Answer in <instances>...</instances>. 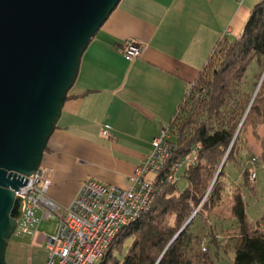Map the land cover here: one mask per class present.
Returning a JSON list of instances; mask_svg holds the SVG:
<instances>
[{"label": "crops", "instance_id": "1", "mask_svg": "<svg viewBox=\"0 0 264 264\" xmlns=\"http://www.w3.org/2000/svg\"><path fill=\"white\" fill-rule=\"evenodd\" d=\"M261 1L121 0L84 52L49 140L42 163L49 196L67 207L89 179L125 187L217 42L239 36ZM130 39L143 46L131 60L117 50ZM56 223L44 219L34 236L12 238L8 264H45V236Z\"/></svg>", "mask_w": 264, "mask_h": 264}, {"label": "trees", "instance_id": "2", "mask_svg": "<svg viewBox=\"0 0 264 264\" xmlns=\"http://www.w3.org/2000/svg\"><path fill=\"white\" fill-rule=\"evenodd\" d=\"M254 67L260 71L256 80L249 77ZM263 73L264 0L252 9L239 36L221 38L213 48L185 100L166 125L175 149L157 179L161 191L146 213L120 231L100 264H213L211 245L228 252L220 234L232 229L233 264H264V215L255 224L248 221L240 186H234L233 194H228L232 199L231 218L237 227L225 231L213 221L225 193L226 164L238 163L251 130L260 139L261 128L264 131ZM191 156L196 160L189 161ZM181 160L185 163L179 172L184 170L182 178L188 184L183 191L177 185L179 172L176 181L167 179L171 164ZM248 168L244 176L250 186ZM127 240L130 244L125 250ZM120 253L122 259L116 256Z\"/></svg>", "mask_w": 264, "mask_h": 264}, {"label": "water", "instance_id": "3", "mask_svg": "<svg viewBox=\"0 0 264 264\" xmlns=\"http://www.w3.org/2000/svg\"><path fill=\"white\" fill-rule=\"evenodd\" d=\"M120 1L0 0V264L22 216L16 192L42 166L82 56Z\"/></svg>", "mask_w": 264, "mask_h": 264}, {"label": "built area", "instance_id": "4", "mask_svg": "<svg viewBox=\"0 0 264 264\" xmlns=\"http://www.w3.org/2000/svg\"><path fill=\"white\" fill-rule=\"evenodd\" d=\"M127 59L141 56L143 46L130 39L117 47ZM191 88V87H190ZM190 91V89H189ZM108 131H104L107 134ZM164 127L152 141V150L128 177L125 187L105 185L94 179L85 181L77 198L62 207L49 196L52 184L50 171L42 166L27 177V183L16 195L23 200L22 216L16 235L34 236L42 220H56L54 233L45 236V264H100L120 231L135 222L153 205L161 189L157 179L170 161L175 146ZM195 161L196 156L187 158ZM185 161L171 164L169 181H176ZM256 156L249 160L248 178L257 179ZM207 247L203 244V251Z\"/></svg>", "mask_w": 264, "mask_h": 264}, {"label": "rangeland", "instance_id": "5", "mask_svg": "<svg viewBox=\"0 0 264 264\" xmlns=\"http://www.w3.org/2000/svg\"><path fill=\"white\" fill-rule=\"evenodd\" d=\"M260 71L257 72V68L254 67L252 71H250L249 77L259 79ZM264 78V73L262 74V80ZM250 79V80H251ZM257 93H255L256 95ZM252 132V130H251ZM262 136L261 139L253 135L252 133L248 135V143L247 148L241 154V157L238 163L233 164L231 162L227 163L225 166V177L223 186H224V197L222 198L221 204L218 205L213 221L218 224L219 229L223 227L225 231L228 229L236 228L237 223L236 220L231 218V206L232 199L228 195L231 192L233 194L234 186H240L242 188L243 198L246 204V213L248 221L252 224H255L259 221L264 215V158L262 155L264 154V131L261 128ZM258 157L257 163V179L255 183H251L250 186L246 184V179L244 176V172L246 167H250L249 160L253 157ZM184 170L179 172V181L178 188L180 191H183L187 187V181L185 178H182ZM254 188V189H252ZM216 215V216H215ZM233 219V220H232ZM196 224H198V220H196ZM220 231V230H219ZM233 229L228 233L220 234V238L223 239V244L228 248V252H226L224 247L217 249L215 245H211L210 254L213 256L214 263L213 264H233L234 258V235ZM16 234L13 235L12 238H15ZM227 236V237H225ZM208 242V241H207ZM130 244V240H127L125 244V250ZM124 250V251H125ZM199 250L202 251L201 245ZM218 253V258H216V254ZM119 259H122L123 253L116 255Z\"/></svg>", "mask_w": 264, "mask_h": 264}]
</instances>
